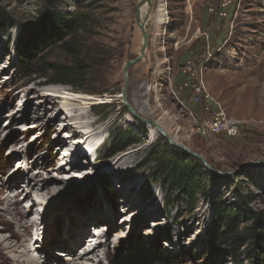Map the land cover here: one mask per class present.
Here are the masks:
<instances>
[{
	"label": "rangeland",
	"instance_id": "1",
	"mask_svg": "<svg viewBox=\"0 0 264 264\" xmlns=\"http://www.w3.org/2000/svg\"><path fill=\"white\" fill-rule=\"evenodd\" d=\"M93 1L54 0L55 8L60 11L87 14L88 25L83 34L85 52L96 62L91 88L108 91L91 95L76 92L70 86L47 84L44 78L21 77L16 53L17 40L24 25L37 23L39 11L47 3L45 0H0V8L15 22L13 27L0 33V197L6 196V192L1 189L15 171L18 162L14 161L17 157H27L30 165L36 162L34 173L41 167L51 170L55 159L56 166L64 170L47 173L55 177L54 184L62 186V182L67 183L52 200L43 201L47 207L41 210V217L48 207L64 211L51 224L50 234L44 225H40L39 231H43L46 239H56L48 242L55 251L64 250L61 247L66 246L70 249L76 243L77 238L66 240L64 245L66 233L61 229L70 217L76 218L84 226L87 224L88 235H97L93 229L109 222L104 212L106 209L107 212L115 213L113 223L118 224L125 233L120 238L110 236V245L101 254V264H108L109 254L127 248L138 236L150 245H161L176 259L174 264H234L224 248H214L210 244L208 229L214 219L211 199L198 195L195 208L190 210L187 203L177 197V192H171L159 183H152L149 177L152 165L148 163L150 152L161 148L170 153L167 145L171 144L163 135L154 132L151 124L134 117L127 105L141 118L158 121L170 135L178 137V143L200 154L220 173L233 172L251 162L264 160V0H231L226 8H222V0H167L170 14L167 32L158 42H149L145 56L130 67L125 98L122 94L124 67L140 54L142 46L143 36L136 22L139 0ZM148 24L152 31L155 26L151 18ZM162 47L165 49L160 51ZM189 61L193 62V66L202 68L205 84L213 98L229 115L242 122L239 136L219 134L209 138L195 132L196 123L206 115L207 104L194 103V93L190 87L181 91L185 82H194L191 76L183 72ZM157 69L161 73H157ZM39 81L46 83L37 87L40 94L50 95L39 112L43 113L45 106L52 104V100H58L54 107L57 110L62 101L60 94H63L74 100V109L71 107L70 110L76 116L74 120H77L78 125L88 113L93 119L101 118L109 126L101 139L103 151L100 154L96 152L97 155L91 156L90 160L85 157V152L73 157L80 163V171L86 172L83 178L74 180V169L69 165V159L63 160L65 153L70 156L75 154V147L57 153L58 147L54 141L59 134L58 137H64V132L58 131L59 126L50 127L44 121L37 129L31 125L34 104L30 105L26 113L30 117L25 116L15 124L10 125L11 120L7 117L1 118L13 103L23 111L32 92L26 95L19 91L35 86ZM8 93H11L10 97ZM182 101L194 115L181 104ZM96 105L106 107L93 109ZM5 106L7 108L4 110ZM130 116L133 122L128 121ZM69 121L65 120L67 126H71ZM127 127L141 133V142L112 154L111 135ZM11 131L16 136L25 137L16 158L11 157L13 151L10 142L5 140ZM126 153L128 159L125 167L115 166L116 161ZM89 162H93V165ZM212 174L208 181L210 195L221 196L226 206L247 213L237 198L244 196L249 208L264 209V165L244 174L236 173L239 177L234 182L230 176ZM123 191L134 195L139 207L131 208L121 203ZM13 194H10L11 202L23 200V193L19 198ZM109 194H113V201ZM29 204L31 206V202ZM33 206L37 212L41 208L37 201H34ZM7 207L13 210L14 205L0 203V235L9 237L12 230L5 227L7 222L13 221V217L5 210ZM123 207L127 208L124 212L121 211ZM140 207L145 209L143 215L137 218L134 212H142ZM150 214L155 216L142 223ZM94 215L98 218L96 222H93ZM132 215L136 219L134 222L130 220ZM124 218L129 219L123 222ZM96 231L100 232L98 229ZM58 238L63 240L62 245L61 241L57 242ZM64 252L68 254L67 250ZM52 256L61 264L68 263L65 255L52 253ZM0 264H3L1 256Z\"/></svg>",
	"mask_w": 264,
	"mask_h": 264
},
{
	"label": "trees",
	"instance_id": "2",
	"mask_svg": "<svg viewBox=\"0 0 264 264\" xmlns=\"http://www.w3.org/2000/svg\"><path fill=\"white\" fill-rule=\"evenodd\" d=\"M94 0L93 2H98ZM37 23L24 25L17 40L16 53L22 78H44L47 84L72 87L76 92L102 94L91 88L96 62L87 56L83 34L88 17L81 11L67 12L55 8L54 0H45ZM92 2V3H93ZM15 24L13 18L0 8V33ZM55 53V56H54ZM106 105H96L102 109ZM140 132H143L140 129ZM141 133L130 128L118 129L111 135L112 154L124 151L141 142ZM168 150L155 148L150 152L149 177L187 203L190 210L196 206L197 196L211 199L214 219L208 229L210 244L224 248L234 264H264V209L253 210L244 196L238 202L247 210L231 209L221 196L209 192L212 172L203 162L185 150L167 145ZM239 175H230L234 182ZM113 201V194H109ZM175 258L161 245L148 244L136 237L125 249H117L108 256V264H174Z\"/></svg>",
	"mask_w": 264,
	"mask_h": 264
},
{
	"label": "bare ground",
	"instance_id": "3",
	"mask_svg": "<svg viewBox=\"0 0 264 264\" xmlns=\"http://www.w3.org/2000/svg\"><path fill=\"white\" fill-rule=\"evenodd\" d=\"M153 5L154 6L152 12H154V10L155 12L150 15V18L155 27L152 31L150 30L149 24L147 27V31L150 34L149 42L151 43H154L156 41L158 42V39H160L166 34L167 32L166 25L170 19L169 16L170 14L168 12L166 0H153ZM154 7L156 9H154ZM149 8L150 7L148 3L144 4L141 7L142 18L146 15ZM142 43H143V39H142ZM164 49L165 48L162 47L159 50L163 51ZM5 68L6 67H4V70H6ZM157 73H161V71L157 69ZM43 85H46V83L43 81H39L35 83V86L22 88L19 91L20 94L24 93L27 95L28 93L32 92V95L28 97L24 110L21 111V109L20 110L17 109L16 103H13V105H11V107H8V109H6L7 108L6 106L4 107V110L6 109V112H4L3 115H1V118L7 117L8 119L11 120L10 125L15 124L16 122L25 118L26 113L28 114V108L30 107V105L34 104L33 110L31 108L32 110L31 118L33 119V121L30 122L32 123L31 125L35 129H37L40 127L39 125L41 124V121L42 122L44 121V124L45 125L47 124V126L50 127H53L55 125L59 126L58 131L64 132L63 135L64 137L63 138L58 137L60 136L59 134L57 135V139L54 141L58 147L57 153H62L61 151L67 150L69 147H75L76 149L75 154L73 156H70L68 153H65L63 160L67 161V159H69V165L74 169L73 170L74 173H72L73 176L75 177L74 180L78 178H83L84 177L83 175H86V172L82 170L80 171L81 168L80 163L77 160H75L73 157L76 154L83 155V153L85 152V157L88 160H90L91 156L93 157L97 155L98 152L100 154L103 151V145L101 143V139L104 133L109 129V126L106 123H103L101 118L93 119L91 115L88 113H86L85 116L83 117L84 121H82L78 125L77 120H74L76 119V116L72 114V111L70 110V108L74 104V100L72 99H65L63 108H60L59 110H55L56 108H54L57 106L58 100H52L51 101L52 104L45 106L43 113L39 112L40 108L44 106V103L47 100L46 97L50 96V95L40 94V92L38 91L37 87L39 86L41 87ZM7 96L10 97L11 93H8ZM18 106L20 105H17V107ZM76 114H77V110H76ZM26 117H30V115ZM66 117L67 118L71 117L72 120L69 118L70 119L69 125L71 124L73 125L67 126V124H65V120H69ZM128 121L133 122L131 116L128 117ZM155 122L157 123V125L161 126V124L158 121ZM151 125L153 127L154 132H157L160 135H162L158 131L156 125L154 124ZM162 128L164 129V127ZM71 129H75V131L72 132ZM165 132L171 140H173L176 143L179 142V139L176 135H170V133L167 130H165ZM5 140L10 142L11 149L13 151L11 152L12 155L11 157L16 158L21 148L23 147V142H25V137L21 138L20 136H16L15 132L11 131L5 137ZM126 154H124L121 158H119L116 161L115 166H118L120 168L125 167L126 159H128V154L127 155ZM17 158L18 159L14 161V163L18 162L15 171L11 176H9V179L3 184V187L1 189L3 192L4 191L6 192L4 194L6 196L0 197V203H7V205L8 204L14 205L13 210H10L8 207L5 209L7 210V213L12 215L13 221L7 222V226L5 227V229L12 230L11 235L9 237L0 235V256L2 259V263L3 264H50V262H54V264H61L58 260L55 259V257L52 256V253L55 254L57 253L59 256L65 255L66 259L70 261V262L67 261L68 263L63 262L64 264H101L102 263L101 254L107 251L108 246L110 245V236L113 238H120L125 233L123 229H120V226H118V224L113 223L115 218L113 212L112 211L107 212L106 209H104L105 215L107 216V218H109L108 219L109 222L108 224L100 225L102 228H99L100 226L95 228V230L96 229L100 230V232L98 231L97 233L98 236L88 235V225L86 224V226H84L82 225V223L78 222L76 218L73 219L72 217H70L69 218L70 221L68 219L67 224L61 229V231H65L66 233V236H64L63 238L65 239L64 245L66 246V240L71 239L73 241L77 238L76 243L73 246H71L70 249H68L66 246V247H61L64 250L55 251V249H53L54 247L51 248V243L48 242L56 239L54 238L50 240L46 239V237L44 236L45 234H43V231H41V233L39 232L40 225L41 227L43 225L46 226V228L49 229V234H50L52 232L51 231L52 228H50L51 224L54 222V220H56L59 217V215L61 214L62 211H64V209L60 208L57 211L56 209H48L49 208L48 207L46 208V213L45 214L42 213L43 214L42 217H41V210L47 205L46 203H43V201H45V199L48 201L52 200L53 196L56 195L58 192H61L63 190L62 186L65 183H67V182H62L61 183L62 186L54 184V182H56V179L54 180L55 177L53 176L52 178V173L50 174L49 172L48 174L47 171L58 170V172H61L64 170V168L59 165L56 166V163H54L55 159H53V165H52L53 168L51 170L48 169L46 170L44 167H41V169L38 172L34 173L35 171L34 164H36V162L30 165L29 159L28 160L26 159L27 157L22 156L20 158L19 157ZM89 164L93 165V162H89ZM59 178L62 179L61 176ZM84 189L85 187L81 189V191H83ZM11 193L15 194V198L23 193L24 194L23 200L18 199L19 198L18 197L17 198L18 200H16L15 202H11L10 200ZM40 200H42V202ZM34 201H37V203L41 205V208L39 209L38 212L36 211V209H34V206L32 207ZM29 202H31V206ZM121 203H123L124 205L131 206V208L139 207L135 196L134 195L132 196L131 193L128 191H123ZM50 206L52 205L50 204ZM122 209L123 210L121 211L123 212L127 210L126 207L125 208L123 207ZM144 209L143 207H140V211L142 212L135 211L134 213L137 214L135 216L137 218H140L141 215H143ZM135 216L132 215L130 220L134 222L136 220L134 219ZM151 216H155V215L150 214L149 216L144 218L145 220H143L142 223H145L146 219H149ZM93 218H94L93 222L98 221V218L96 216ZM128 219L129 218H124L123 222ZM22 228L23 230L20 231ZM58 239L59 240H57V242L59 243L61 239L60 238ZM62 241L60 242V245L63 244ZM65 250L68 251V254H64ZM44 253H46L45 256H43Z\"/></svg>",
	"mask_w": 264,
	"mask_h": 264
},
{
	"label": "built area",
	"instance_id": "4",
	"mask_svg": "<svg viewBox=\"0 0 264 264\" xmlns=\"http://www.w3.org/2000/svg\"><path fill=\"white\" fill-rule=\"evenodd\" d=\"M230 2L231 0H222V8H226ZM192 63L191 61L187 62L183 72L191 76L194 82H185L181 86V91L190 87L194 93V103L205 102L207 104L205 106L206 115L201 118L199 123H196L195 132L209 138L219 134H224L228 137L239 136L241 134L242 122L234 116L229 115L225 108L213 98L205 84L202 68L195 67ZM181 104L194 115L192 110L183 101Z\"/></svg>",
	"mask_w": 264,
	"mask_h": 264
},
{
	"label": "water",
	"instance_id": "5",
	"mask_svg": "<svg viewBox=\"0 0 264 264\" xmlns=\"http://www.w3.org/2000/svg\"><path fill=\"white\" fill-rule=\"evenodd\" d=\"M146 3L149 4V7H150V8H149L148 12L146 13V15L142 18L141 7H142L144 4H146ZM153 6H154V5H153V0H139L138 3H137V5H136V22H137V25H138V27H139L141 33H142V36H143V43H142V46H141L140 54H139L136 58L129 60V61L126 63L125 67H124L125 84H124V88H123V92H122L124 98H125V96H126V91H127L128 85H129V69H130V67H131L133 64L139 62V61L145 56V54H146L145 52H146V49H147V46H148V43H149V39H150V34H149L148 31H147L148 20H149V18H150V13H151L152 10H153ZM127 106H128V108H129L131 114H132L134 117L139 118L142 122H145V123L148 122V123H151V124L156 125V127L158 128V131H159V132H160V133H161L166 139L169 140V142H170L171 145L176 146V147H179V148L185 150V151H186L187 153H189L191 156H194V157L200 159V160L203 162V164H204V165H205V166H206L211 172H213V173H216V174H223V175H225V176H230V175H232V174H236V173L244 174V173L248 172L249 170H251L252 168H255V167L260 166V165H264V160H262V161H254V162H251V163H249V164H247V165H245V166L240 167V168L237 169V170H234L233 172H229V173H220V172L214 170V169H213V168L207 163V161H206V160H205L200 154H198V153H196V152H193V151H191L188 147H186V146H184V145H182V144H180V143H176V142H174L173 140H171V139L169 138V136L166 134L165 130H164L161 126L157 125V123H156L155 121H147V120L141 118V117L135 112V110H134L132 107H130L129 105H127Z\"/></svg>",
	"mask_w": 264,
	"mask_h": 264
}]
</instances>
